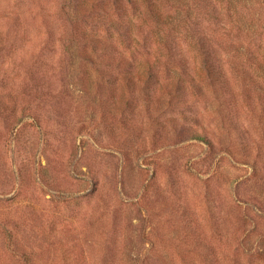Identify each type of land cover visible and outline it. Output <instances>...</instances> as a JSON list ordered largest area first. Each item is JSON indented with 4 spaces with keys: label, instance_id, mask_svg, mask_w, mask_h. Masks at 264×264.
<instances>
[{
    "label": "rangeland",
    "instance_id": "obj_1",
    "mask_svg": "<svg viewBox=\"0 0 264 264\" xmlns=\"http://www.w3.org/2000/svg\"><path fill=\"white\" fill-rule=\"evenodd\" d=\"M0 264H264V0H0Z\"/></svg>",
    "mask_w": 264,
    "mask_h": 264
}]
</instances>
